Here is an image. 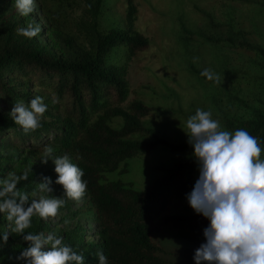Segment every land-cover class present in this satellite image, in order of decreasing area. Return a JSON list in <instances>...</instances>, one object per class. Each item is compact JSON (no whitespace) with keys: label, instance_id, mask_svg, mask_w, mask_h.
<instances>
[{"label":"rangeland","instance_id":"rangeland-1","mask_svg":"<svg viewBox=\"0 0 264 264\" xmlns=\"http://www.w3.org/2000/svg\"><path fill=\"white\" fill-rule=\"evenodd\" d=\"M93 0H68L61 28L52 25L44 12V0H35L36 10L28 16L19 14L15 0H0V23L21 41L33 40L51 47L58 53L72 55L73 47L79 44L92 49L98 31L111 27H126L127 0H104L99 11ZM137 5L136 27L150 40V47L138 55L127 58L124 46L114 49L109 60L129 64L130 92L124 106L139 99L156 109L144 117L166 143L150 153L137 155L127 160L128 171L108 173L109 178L122 177L143 187L159 176L161 167L169 166L182 153L174 152L170 144L188 141L183 129L187 119L196 109L212 112L221 130H227L226 122L253 117L264 111V0H134ZM39 26L40 33L28 38L18 34V28ZM232 39V40H231ZM243 46V47H242ZM198 60L194 63L193 58ZM210 69L219 82L209 81L201 75ZM22 95L18 104L30 106L31 99L40 96L47 111L40 121L60 125L67 115L50 103L51 90L37 80H25L13 74L5 75ZM0 99H2L0 97ZM15 105L6 107L11 113ZM114 126L123 123L122 116L111 119ZM52 132H44L38 139L21 138L12 129L0 135V180L9 174L22 176L55 169L51 158L43 162L47 147L53 148L54 156L71 152L53 138ZM264 159V150L261 153ZM200 174V173H199ZM39 175L29 185L19 188L31 199L41 195L65 200L56 218L44 221L38 215L32 217L26 233H65L69 230L83 232L86 240L99 238L100 221L96 206L89 191L82 201L65 196L62 185L56 180L50 185L53 192L41 193ZM20 183V182H19ZM2 189V185H0ZM193 208L187 196L175 198L163 211L184 213ZM67 222V223H66ZM11 225L7 214L0 212V234L10 235ZM153 239L161 243L168 264H196L195 251L206 242L204 232L189 228L165 226L156 232ZM46 249L50 245L44 246ZM0 264H4L0 261Z\"/></svg>","mask_w":264,"mask_h":264},{"label":"trees","instance_id":"trees-1","mask_svg":"<svg viewBox=\"0 0 264 264\" xmlns=\"http://www.w3.org/2000/svg\"><path fill=\"white\" fill-rule=\"evenodd\" d=\"M68 0H44V12L56 28H61ZM99 11L104 0H93ZM126 27L114 26L98 31L92 49L73 47L72 55L58 53L51 47L33 40L21 41L0 23V135L13 130L21 138L38 139L44 132L74 155L76 165L84 170L83 179L94 202L99 221V238L86 240L83 232L69 230L59 233L63 244L70 245L85 257V264H98L97 253L102 251L108 264H168L164 246L153 235L165 226L189 228L204 232L210 221L194 209L184 213L163 211L175 198L187 196L199 178V166L188 141L174 142L170 148L182 153L162 173L143 187L122 177L109 178L108 173L128 171L127 160L150 153L166 141L158 136L144 117L153 113L155 106L134 99L126 106L130 84L129 64L109 60L114 49L124 46L127 58L150 47L149 38L136 27L137 5L127 0ZM232 40V39H231ZM243 47V46H242ZM13 74L25 80H37L51 90L57 108L67 117L54 127L40 121L35 131L25 133L15 124L6 107L20 102L22 95L5 78ZM123 117L120 126L111 119ZM227 130L244 129L260 141L264 150V111L253 117L226 122ZM39 175L57 180L55 169L36 173L30 170L28 179L21 180L18 189L33 182ZM25 234H27L25 232ZM0 234V261L4 264H28L17 259L28 246L22 234L10 231L8 242ZM51 248V246H50ZM45 247L43 250H50Z\"/></svg>","mask_w":264,"mask_h":264},{"label":"clouds","instance_id":"clouds-1","mask_svg":"<svg viewBox=\"0 0 264 264\" xmlns=\"http://www.w3.org/2000/svg\"><path fill=\"white\" fill-rule=\"evenodd\" d=\"M20 15L28 16L36 10L35 0H15ZM39 26L29 24L18 28V34L28 38L37 36ZM197 57L193 58L195 63ZM209 81L219 82V77L210 69L201 72ZM53 97V103H57ZM47 111L43 98L37 96L30 106L15 104L11 115L15 124L22 126L25 133L35 131L41 126L40 118ZM192 145L199 178L193 190L187 195L194 211L206 217L210 224L204 229L206 242L196 249V264H264V159L257 137L244 129L235 132L221 130L212 112L196 109L183 128ZM43 162L51 158L58 174L57 184L63 186L65 196L81 202L86 195L87 181L82 168L73 163L68 155L54 156L53 148L47 147ZM28 179V172L22 176L9 174L0 180V212L7 214L11 231L22 234L28 242L17 259H27L28 264H85V257L78 254L70 245L63 244V238L54 233H27L32 217L38 215L44 221L56 218L65 200L41 195L31 199L27 192H21L17 185ZM50 177L38 183L41 193H52ZM67 223V222H66ZM8 233L2 236L7 243ZM50 245V250H43ZM98 264H108L106 255L97 253Z\"/></svg>","mask_w":264,"mask_h":264}]
</instances>
